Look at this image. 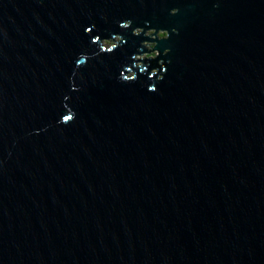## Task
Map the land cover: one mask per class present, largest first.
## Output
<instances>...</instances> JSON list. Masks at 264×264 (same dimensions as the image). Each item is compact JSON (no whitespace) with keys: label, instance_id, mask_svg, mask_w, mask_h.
I'll return each mask as SVG.
<instances>
[{"label":"water","instance_id":"water-1","mask_svg":"<svg viewBox=\"0 0 264 264\" xmlns=\"http://www.w3.org/2000/svg\"><path fill=\"white\" fill-rule=\"evenodd\" d=\"M0 264H264V0H0Z\"/></svg>","mask_w":264,"mask_h":264},{"label":"rangeland","instance_id":"rangeland-1","mask_svg":"<svg viewBox=\"0 0 264 264\" xmlns=\"http://www.w3.org/2000/svg\"><path fill=\"white\" fill-rule=\"evenodd\" d=\"M152 33H153V31H147L145 33V36H151V38H153V36L151 35ZM159 37H164V35H159ZM116 41H117V39H115L113 42H104V44L106 46H111V45L115 44ZM153 45H145L146 52L141 54V55H138L139 57L137 59L138 60L153 59L156 56L155 51H152Z\"/></svg>","mask_w":264,"mask_h":264}]
</instances>
